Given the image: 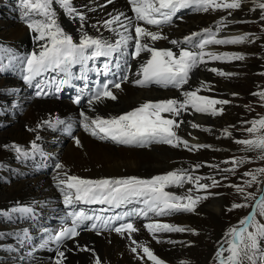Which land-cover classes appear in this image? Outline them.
Returning a JSON list of instances; mask_svg holds the SVG:
<instances>
[{"label": "snow or ice", "instance_id": "obj_1", "mask_svg": "<svg viewBox=\"0 0 264 264\" xmlns=\"http://www.w3.org/2000/svg\"><path fill=\"white\" fill-rule=\"evenodd\" d=\"M113 0H106L111 4ZM247 0H128L131 6L132 16L123 12L109 14V18L102 25H93L97 32L100 27L113 34L112 39L103 35L92 36L83 31L86 17L79 12L71 3V0H20L19 8L21 16L27 21L28 29L34 33L33 40L38 45V51H32L23 58L24 74L22 79L25 84L37 89V97L48 96L50 93L42 87L47 83L55 85V92L59 93L64 86H72L73 81H82L83 88H78V95L74 103L80 104L82 96L88 95L87 106L89 111H95V105L104 103L105 100L116 101V91L122 90V84L129 80L127 74L121 75L119 81L105 80L94 88H89L90 73L105 77L112 71L110 65L115 60V67L121 68V62L126 64L129 55L132 59L148 54V58L140 63L136 78L132 81L139 87L156 85L163 89H175L180 93V98H168L160 101H146L138 107L117 116L103 117L101 115L89 116L84 111L80 112V126L90 136L100 141H109L117 145L148 148L154 144L168 145L172 148H184L188 151L212 149V145L204 143H190L178 134L184 121L178 119L184 113L205 114L210 116L222 115L224 106L230 104L228 99H216L201 94L213 90V86L206 81H200L199 86L192 89L190 79L194 70L199 69L209 61H243L245 54L240 52H216L208 50L210 45H239L255 43L260 39L252 33H242L226 37L219 34L229 24L246 23L247 21L228 20L234 11L242 10ZM250 11L260 10V20L264 21V0H250ZM57 5L63 13L72 19L80 21V39L76 42L72 35L68 34L57 19ZM183 9H192L195 12L227 11V16H222L216 21L215 31L211 27L192 32L182 39H169L162 31L163 26L171 25L173 18ZM182 19V17H180ZM99 23V22H98ZM155 28V30H153ZM264 32V25H261ZM167 40L173 48L161 49L155 47L156 42ZM129 49H132L129 52ZM2 50V49H0ZM105 58L103 67H97L96 61ZM15 59V57H13ZM91 62V64H90ZM74 66H79V71L74 72ZM9 65L0 63V73L4 72ZM217 76L231 78L238 73H229L217 68H209ZM46 73H56L55 77L48 82L42 78ZM264 75V73H260ZM35 82V84H34ZM185 86H188L187 88ZM87 90V91H86ZM115 90V91H114ZM233 96L238 95L232 93ZM258 96L264 105V89L252 93ZM15 106V105H14ZM219 106V107H218ZM167 114V115H165ZM193 129L201 128L198 123L188 122ZM245 131L249 138L234 139L241 145V151L256 153L254 159L248 156L233 157L223 161L231 164V167L221 168L220 164L204 165L196 164L195 168L207 166L217 174L228 173L235 175L240 167L255 161L264 162V116L254 118L251 121H243ZM65 121L59 118L43 120L36 125V129L47 125L56 128L64 125ZM234 126H229V128ZM229 128L223 129L222 136L231 137ZM36 129H28L36 131ZM71 125L64 128L70 132ZM204 131L211 129L203 128ZM191 135V133H189ZM36 136L30 144L31 153L23 150L15 144L5 145L11 147L18 154V158L25 159L41 152L40 140ZM196 140V137H192ZM77 148L83 145L78 137L73 136ZM218 150V149H213ZM53 177L56 187L63 196V203L67 212L64 225L54 233L47 228H42V237L38 247H47L49 242L56 245L55 264H64L65 251L68 240H75L81 231L91 230L96 235L104 231L115 232L122 238L131 242L130 251L141 261V264H166V261L158 257L153 249L144 241L133 238L138 233V228L132 220L125 221L126 217H143L149 222L143 224L149 235L156 243H177L191 246L192 242L164 240L158 234L162 233H191L199 235L196 229L172 223L152 219V217H168L175 214H196L198 208L210 197L220 196L221 193L211 189L217 187H231L234 192L242 197L241 203L233 202L226 210L232 212L236 209L248 208L247 215L229 226L219 241L211 264H264V166H260L242 173V183L223 184L228 181L229 175H222L217 179L215 175H194L189 169H175L164 174L155 175L151 178L128 177H105L99 179L83 178L70 174L66 165L57 161L54 166ZM186 185L190 187L185 188ZM255 187V191H249ZM184 189L183 193L177 194L169 189ZM80 204L107 205L104 211L123 208L127 205L142 204L143 207H132L123 213H115L111 216L89 215ZM12 213H19L21 217L35 219V209L31 206L14 207ZM0 215H6L0 213ZM11 219V216H8ZM87 222V223H86ZM120 222V223H116ZM2 235V234H0ZM21 244L32 243L33 237L27 228L22 232L15 233ZM79 251L92 253V264H105L96 254L94 249L76 245ZM72 251V249H67ZM35 251V248H33ZM31 255V253H29ZM180 264H191L190 261L181 260Z\"/></svg>", "mask_w": 264, "mask_h": 264}, {"label": "bare ground", "instance_id": "obj_2", "mask_svg": "<svg viewBox=\"0 0 264 264\" xmlns=\"http://www.w3.org/2000/svg\"><path fill=\"white\" fill-rule=\"evenodd\" d=\"M87 0H71L72 5L80 12L81 5ZM20 3V1H19ZM17 4V7L19 5ZM15 7H12L13 9ZM57 11V19L64 30L73 36L76 42L80 39V23L76 22L78 19H72L63 13L57 5H54ZM252 4L250 0L244 3L242 10L234 11L231 16H227V11L216 12H193L184 17L185 11L181 10L177 16L173 18L172 33L169 34L170 39H182L185 35H189L198 28L211 26L216 23L222 16H227L228 20L245 21L250 17L256 19L260 17V10L250 11ZM18 12L21 13L20 8ZM123 12L128 16H132L131 6L128 0L121 3L103 4L88 10V15L99 20H106L109 14H116ZM253 16V17H252ZM14 15L10 9H7L0 0V63L9 65V67L0 73V182L1 177L4 176L5 185L0 183V264H9L10 261H17L18 264H25V261L20 259L22 255V245L15 233L22 232L27 228L29 231L35 229V226H29V220L44 221L46 218L42 211L35 208V204L54 193V189L59 191L52 176L41 177L38 176L39 171L36 170L37 165L40 164L36 160L28 158L29 161L18 163L16 158L18 154L11 147L5 145L15 144L20 146L23 150L30 153V144L35 140L36 136L41 137L43 141L41 152L58 153L60 162L66 165V170L70 174H74L83 178L99 179L105 177H128L136 176L139 178H151L155 175L164 174L175 169H189L194 175L205 176L204 174L217 175V173L207 167L203 166L199 169L195 168L196 164L207 162V157L211 153H217L224 158L225 150L228 149V142L225 137L221 135L223 129L228 125H233L236 118V111H229L218 116H210L205 114H191L187 116L185 127L178 130V134L190 141V143H204L212 145V149H201L199 151H188L184 148H172L168 145L160 147H150L144 150H135L125 147H115L113 143L108 141H100L93 139L92 136L86 134L80 128H77L78 135L83 147L77 148L74 141L63 145V140L56 138L52 134L48 137L41 128L36 129L37 123L48 119L49 115L57 108V103L52 102H38L35 99L34 85L29 86L25 84L22 88L19 84V74L23 71V58L32 51H38V45L33 40L34 33L27 27V21L22 17L13 19ZM76 20V21H75ZM64 21L71 22L67 27L63 25ZM249 21V20H247ZM243 23V22H242ZM242 23L229 24L221 33L219 37H226L232 35H239L244 32V25ZM155 30V28H153ZM162 31L167 35L166 27L163 26ZM91 35V34H90ZM260 39L255 43H245L239 45H214L210 51L216 52H240L245 54L243 61H215L214 65L207 63L196 71V80L193 81V89L199 86L200 81H206L213 86V90L209 92H202L205 95H213L216 99L219 97H227L232 93H238V89L242 86L250 85L254 82L250 78V71L260 69L262 64L261 58L256 57L258 51L264 45V37L259 36ZM113 38V37H112ZM8 41H12L16 46H13ZM157 43H165V40H160ZM131 49H129V52ZM13 52V53H12ZM12 53V54H11ZM14 54L20 57H11ZM148 54H142L141 58L135 59L139 62L145 60ZM17 59V60H16ZM128 59V58H127ZM132 59V68L137 69L140 63ZM259 62V64H258ZM91 63V62H90ZM242 65V66H239ZM262 67L264 66V61ZM79 71V66H75ZM209 68H217L219 70L238 73L237 76L225 78L217 76L214 72L208 71ZM240 68V70H239ZM239 70V72H237ZM133 75L131 70L129 77ZM240 78L235 81V78ZM80 82H74L75 89H78ZM35 84V83H34ZM253 85V84H252ZM251 85V86H252ZM74 89V92H75ZM242 90V89H241ZM115 91V90H114ZM153 89H135L128 84L122 86V92L118 96V103L111 100H105L102 104L95 105V111L86 112L91 115H105L112 112L121 105L123 108H130L132 110L137 103H144L145 99L157 98L159 101L168 98H180L178 91L173 94L162 93L159 95H152ZM74 95L77 96L75 93ZM233 102H236L234 100ZM15 105V106H14ZM231 109V107H230ZM87 110H89L87 108ZM221 117V118H220ZM4 120L12 122L11 126L3 130L1 122ZM189 121L198 123L202 127L193 129L189 125ZM36 129V131H29L28 129ZM203 128L211 129V131H204ZM5 129V128H4ZM191 133V135H189ZM192 137H196L193 140ZM37 142V141H36ZM54 142L59 143V147H54ZM218 149V150H213ZM39 156V159L48 157ZM32 157V156H31ZM198 159V160H192ZM219 161V160H218ZM226 161L224 158L222 160ZM220 162L221 168H226L227 164ZM208 163V162H207ZM195 164V165H192ZM31 170V171H30ZM32 172V173H31ZM32 174L33 178L21 179L23 174ZM55 173V172H54ZM53 173V174H54ZM35 177V178H34ZM10 184V185H9ZM9 185V186H7ZM177 194L183 193L184 189H169ZM61 193V192H60ZM223 195L210 197L199 208V215L196 214H175L168 217H153L152 219L166 222L170 219L172 224L188 226L196 229L199 235H192L191 233H162L158 234L162 239L172 235L169 239L176 241L188 242L191 241V246L177 243L169 245L167 243L160 244L153 243L144 239L139 241L146 242L154 251V253L171 264H180L181 260L190 261L191 264H211L214 253L218 247L217 241L221 239L224 231L231 225H235L242 210L236 209L228 212L226 209L231 206ZM31 206L35 209V219L28 217H21L19 213H12L11 209L14 207ZM7 209V210H4ZM8 216L12 218L9 219ZM50 217V216H48ZM213 230L211 231V229ZM83 241L84 238L82 239ZM95 245L101 249L102 257H105L107 264H141V261L135 257V254L128 253L123 247H116L113 245V250L116 253L110 252V249L102 243L100 239L93 238ZM215 241L213 244L212 242ZM112 251V249H111ZM123 252L122 258L119 259L116 254ZM110 253V254H109ZM115 254V257L113 255ZM71 263H84V256H79L78 260L70 258ZM148 264H151L149 261ZM168 264V263H166Z\"/></svg>", "mask_w": 264, "mask_h": 264}, {"label": "rangeland", "instance_id": "obj_3", "mask_svg": "<svg viewBox=\"0 0 264 264\" xmlns=\"http://www.w3.org/2000/svg\"><path fill=\"white\" fill-rule=\"evenodd\" d=\"M20 0H1V2L4 4V6L7 8V9H10L14 15V18L13 19H16L18 17H22L21 16V13L18 12V9H19V5L17 7V4L19 3ZM12 7H15L13 9H11ZM253 17V16H252ZM247 20H255L256 21V24L259 26V29L261 30V25H264V21H261L260 20V17L259 18H256V19H252L251 17ZM245 20V21H247ZM249 21H247L246 23H242L241 26L244 25V27H246L247 25H249ZM255 23V22H254ZM251 26V25H250ZM254 28V27H252ZM255 29H258L257 26H255ZM244 31V30H243ZM245 32V31H244ZM248 33H252L254 34L253 32L251 31H246ZM256 36H260V35H257L255 34ZM263 37V36H262ZM10 42L11 44H13V46H16L15 43H13L12 41H8ZM264 45H262V48L259 50V54L261 55V57L264 59V48H263ZM262 50V52H261ZM257 59H258V56L256 55ZM263 59L262 60V64L263 65ZM259 64V62H258ZM260 65V69H254L253 72H249L250 73V78L254 81L256 80V82H258L260 84V89L258 90L261 91L262 89H264V75H261L260 73H264V67L262 68V66ZM239 66H242L239 64ZM262 68V69H261ZM240 70V68H239ZM239 70H237V72H239ZM258 73V74H256ZM240 78H235L234 80L235 81H238ZM253 84V82L250 83V85H244L242 86L240 89H238V93L239 95H241V97L237 98L238 101L236 102H233L232 105L228 106V108H226V106L224 107L225 108V111L223 113H229V111H236V118H240L238 119L237 121H235L236 123V126L234 127H231L229 128V125L226 127V128H229V131H231L232 133V136L229 137L228 139H226V141L228 142V149L226 150H229V146L230 144L232 143V139H233V144L230 146L231 149H234L235 150V157H242L241 155L242 154H247L243 151H241V148L242 146L241 145H238L234 142V139H247L249 138V135L243 131V129L245 127H249L250 125H242L241 123L243 121H251L252 119L254 118H259L260 116H264V105H262V102L260 101V98L258 96H253L252 93H254L255 91H253V86H251ZM242 89V90H241ZM255 90V89H254ZM253 91V92H252ZM234 101V100H233ZM231 107V109H230ZM221 118V117H220ZM2 125H3V130H6L8 129L12 122L10 121H7V120H4L3 122H1ZM232 126V125H230ZM5 128V129H4ZM232 138V139H231ZM215 158V160H210L213 156ZM251 155V156H250ZM256 153H249V158L251 159H254ZM210 158V159H209ZM224 158L226 159V153L224 155ZM223 158V159H224ZM229 159L233 158V155H229L228 156ZM222 157L220 155H218L217 153H211L206 160H208V164H221L220 162H222ZM219 160V161H218ZM200 164L204 165L205 162H201ZM192 165H195V164H192ZM231 164H227L226 167H230ZM260 166H264V162H261V161H255L254 163H248L246 165H244L243 167H240L237 171V173L235 175H232L231 178H229V182L230 183H233V184H238V183H242L244 179H247L246 177H243L242 176V173L244 171H248L250 169H254V168H257V167H260ZM203 167V166H202ZM31 171V170H30ZM32 173V172H31ZM205 176H208V174H204ZM218 175V174H217ZM226 175H231V174H228L226 173ZM33 178V175L32 174H23L21 179H25V178ZM3 178L7 179L6 177L2 176L1 177V185H5V180H3ZM35 178V177H34ZM220 178V176L218 177ZM229 182L226 183V181H224L223 184H228ZM10 185V184H9ZM7 185V186H9ZM187 187H190V185H186L185 188ZM216 188L212 189L211 191H214ZM249 191H255V187L251 188V189H248ZM214 192H219L221 193V195H223L226 200L229 202V203H233L234 201L237 200V203H241L242 202V197L238 194H236L234 192V190L231 188V187H224L223 189L222 188H218V191H214ZM4 210H7V209H4ZM239 210H242V213L241 215L238 217V220L242 218V216L246 213L247 210H250L248 208H243V209H239ZM172 221H175L174 218L173 219H170L167 221V223H171ZM213 230V228L211 229V231ZM172 235L168 236V237H165L163 238L164 240H167L171 237ZM215 241L212 242V244L214 243ZM160 244H165V243H159V244H156V246H159ZM170 245V244H169ZM166 263L168 264H171L169 263L167 260H165Z\"/></svg>", "mask_w": 264, "mask_h": 264}]
</instances>
